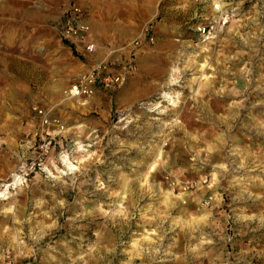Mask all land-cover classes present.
Here are the masks:
<instances>
[{
  "label": "rangeland",
  "instance_id": "374dc122",
  "mask_svg": "<svg viewBox=\"0 0 264 264\" xmlns=\"http://www.w3.org/2000/svg\"><path fill=\"white\" fill-rule=\"evenodd\" d=\"M223 2L205 38L212 0H96L89 58L86 0H0L1 259L264 264V0Z\"/></svg>",
  "mask_w": 264,
  "mask_h": 264
},
{
  "label": "built area",
  "instance_id": "2783aa9c",
  "mask_svg": "<svg viewBox=\"0 0 264 264\" xmlns=\"http://www.w3.org/2000/svg\"><path fill=\"white\" fill-rule=\"evenodd\" d=\"M224 0H212L213 11L215 19H208L205 23L197 26V30L205 38H209L212 33L215 32L217 27L224 25L229 21V15L223 10ZM76 8H73L70 14H67L60 24V33L64 39H70L73 36H78L79 33L86 32L88 25L80 18ZM87 51L94 50L93 43H87L85 45ZM119 82L118 76L110 74L100 76L98 68H93L87 73L81 74L77 77V80L68 88V94L71 96H91L98 84L102 88L112 87Z\"/></svg>",
  "mask_w": 264,
  "mask_h": 264
},
{
  "label": "crops",
  "instance_id": "0c3cea01",
  "mask_svg": "<svg viewBox=\"0 0 264 264\" xmlns=\"http://www.w3.org/2000/svg\"><path fill=\"white\" fill-rule=\"evenodd\" d=\"M86 5L88 6V8H86V11H87V21L86 22L89 25V29H88L87 32L81 33L83 35V38H84L83 41H81V40L78 39V37L80 38V36H79L80 33H79L78 37H76V36H73L72 37V41L69 42V43L73 46V49L74 50L81 49L83 51L84 50L83 47H84V45L86 43L93 42V43L97 44V42L99 40V31L100 30H98V25L96 24V22L94 20L92 21V19H91V13L93 15H96V11H97L98 4L96 3V0H86ZM130 9H131V6H130ZM111 10L112 9L110 7V4L108 2H104L103 8L100 10V12H101V14L109 15L110 12H111ZM131 16H132V18H131ZM134 19H135L134 15H129L128 16V21H131V24H133L135 22ZM122 21H125V20H121L120 23H125V22H122ZM77 39L80 42L77 41ZM116 44H114V43L111 44L109 50H111V48H114L115 47L114 45H116ZM69 48L72 49L71 46ZM84 52L85 51H83L82 54L85 57L93 58L95 56H98V53L97 52L96 53H86V52L84 53ZM123 68H122V71H123ZM0 264H10V263L7 262L6 260L0 258Z\"/></svg>",
  "mask_w": 264,
  "mask_h": 264
},
{
  "label": "bare ground",
  "instance_id": "6f19581e",
  "mask_svg": "<svg viewBox=\"0 0 264 264\" xmlns=\"http://www.w3.org/2000/svg\"><path fill=\"white\" fill-rule=\"evenodd\" d=\"M165 97V96H164ZM166 98H168V96H166ZM167 100V99H166ZM66 162V161H65ZM75 169L74 166L72 165H68V170H72ZM48 172V171H47ZM18 183H20V176H17L16 174L13 176V182L11 183L12 185H17ZM1 196V195H0ZM3 197V196H2Z\"/></svg>",
  "mask_w": 264,
  "mask_h": 264
},
{
  "label": "trees",
  "instance_id": "16d2710c",
  "mask_svg": "<svg viewBox=\"0 0 264 264\" xmlns=\"http://www.w3.org/2000/svg\"><path fill=\"white\" fill-rule=\"evenodd\" d=\"M66 43V42H65ZM67 44H69L71 47H72V50H73V53L75 52V50L73 49V46L69 43V42H67Z\"/></svg>",
  "mask_w": 264,
  "mask_h": 264
}]
</instances>
